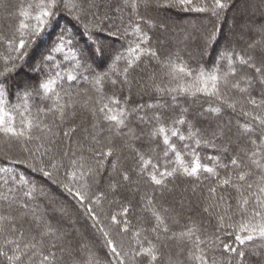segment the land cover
Here are the masks:
<instances>
[{"label":"snow or ice","instance_id":"1","mask_svg":"<svg viewBox=\"0 0 264 264\" xmlns=\"http://www.w3.org/2000/svg\"><path fill=\"white\" fill-rule=\"evenodd\" d=\"M141 4L144 7L210 12L216 17L229 7L227 0H212L211 5L204 4L203 0H125V6L131 7L134 13ZM0 8L7 11L6 0H0ZM92 8H99L97 0H38L37 3H29L26 9L18 10V15L22 19L18 20V27L11 37L0 35V41L5 42L11 50L18 54L13 59L24 60L28 55L27 49L32 48L38 41L47 39L48 29L52 26V21L58 12L66 11L75 24L83 29L80 35L87 37L84 48L77 47L71 28L66 26L48 46L46 54L41 55L39 63L34 68V71L43 72L47 66L49 71L45 73V79L35 85L17 86V92L23 90L26 98H32L34 95L43 101L51 99L49 94L55 95L53 106L42 104L37 108V112L45 116L50 113L54 114L56 120L60 121V124L56 125L57 128L67 123L69 115L75 116L74 111L69 112L74 107L72 103H59L61 97L55 91L58 82H64L65 79L67 82L76 81L77 76L73 72L75 68L90 67L86 64L89 54L92 56L99 54L101 57L104 55L103 42L96 36L106 31L103 22L104 19H110V17L107 13L103 18L96 13H90ZM89 15L92 16L91 19ZM29 19L34 23H26ZM138 19L145 23H152L144 17L138 16ZM128 23L133 33L140 37V43H136L135 47L130 46L127 50V67L123 73L119 74L124 77L120 81L121 85H130L129 69L141 60V56L147 55L155 58L161 69H168L162 73L160 82L156 81L155 73L149 77L154 92L162 95L175 93L172 96L173 100L181 94L193 96L203 94L215 98L221 105L233 111L239 103L240 114L248 118L239 125L238 139H244L247 145L241 149L243 156L233 155L227 164L217 165L215 163L217 157H208L214 162L212 166L202 163L194 149L188 153H182L177 150L171 138L177 137L179 141L190 140L194 141L197 146L203 143L215 148L217 145L214 140L227 137L231 131L230 128L219 127L212 133L213 139H203L201 130L195 128L187 120L185 116L187 109H183L180 116L172 120L171 124H166L163 113L154 111L151 117L140 115L144 105H137L135 109L129 111L116 96L107 98L101 96L96 101L99 107L88 108L93 117V123L92 131L88 132L85 129L88 132L85 139H90L87 147L79 141H72V136L77 131L75 125L66 130L61 128L59 131H53L51 125L31 116V110L26 102L25 112L29 114L25 116L21 113L22 119L17 126L13 111L7 108L6 99L9 95L8 80L17 65L12 63L9 67L6 61L3 70L0 71V136L4 138L3 144L0 145V163L6 161L4 166L0 167V174H4L3 184L8 187L6 192H0V201L7 203L8 207L6 210L0 207V264H61L64 257H58L57 251L71 257L69 264H101L100 259L90 250H88L87 258L81 259L80 256L87 246L81 244L78 248H73L71 241H66L67 233L53 226L51 221L37 215L36 211L29 207V202L34 200L37 192H42L43 189H38L35 182L30 181L24 173L16 172V169L9 165H24L32 172H38L72 197L77 208L82 209L83 214L92 221L91 227L104 238L105 247L108 249L106 255L109 256L106 264H158L161 257L160 248H166L168 244L158 246L148 237L141 240L139 230L132 232L135 247L129 245L125 248L122 239L118 244L113 238V230L117 237H122L129 232L130 221L127 219L129 209L123 207L119 214H105L102 200L107 199V194L102 191H92L93 184L99 183L96 179L99 172L105 168L109 158L114 157L116 152L112 136H120L122 130L129 127L128 122L134 114L141 123L154 122L151 135L153 138L162 137L163 144L166 146L165 158L169 156V152L174 153V160L169 162L173 166L169 168L166 164L163 170H160V166L154 164L150 157L146 158L143 154L137 153L139 173L146 174L148 181L158 188L161 194L168 189L170 180L174 181L178 177L186 178L191 182V192L194 196L198 194L203 174H207L205 179L213 178L214 180V183L207 187L206 195H203L205 202L202 205L197 204L201 216L207 215L216 220L213 236L206 235L207 229L202 221H198L192 215L187 216L188 224L180 231H173L165 223V217L153 206V199L148 198L147 203L151 206L149 211L155 220L150 231L155 234L156 241H160L162 236L167 241H174L178 246L177 256L185 254L189 264H231L230 256L226 261L223 259L217 261L209 256L210 251L217 250L221 252V255L235 254L238 258L237 264H244L246 253L243 247L251 246L254 241H264V92L257 97L250 91L254 81L264 86V25L256 29L261 39L249 44L250 53L226 50L220 54V58L228 62V71L221 72L217 66L212 71L201 68L194 75L192 70L182 64L177 65L171 59L161 61L155 49L142 48L141 44L148 43L147 33L142 32L139 23L132 20ZM119 32V28L115 32L108 30L109 35H117ZM124 34H128L127 28L124 29ZM216 39L217 35L213 32L206 40V44L213 43ZM65 48L69 49L70 59L75 64L71 70L62 69V66L56 63L54 56V53L63 52ZM124 58L123 54L115 56V60ZM65 59H69V56L66 55ZM243 69H247V72L241 74ZM249 72L252 75H248ZM104 76H107V73L98 75L95 80L96 84L99 85ZM183 77H193V79L191 83H181ZM166 79L167 83L164 82ZM173 82H176L174 86ZM112 84H117V80H112ZM230 90L238 91L243 99L233 100L228 97L226 93ZM97 91L100 89L98 88ZM88 99L91 100V97ZM105 99L107 102H104ZM128 99L130 97L125 98V103ZM85 103L87 104V101ZM147 107L153 108V105H147ZM206 111L219 114L221 107L210 106ZM98 114L107 124V129L101 126ZM56 120L52 123L56 124ZM185 124L188 125L187 136L180 128ZM35 130H39L40 134H35ZM105 131L109 133V136L101 139V134ZM129 134L135 136L131 130ZM66 141L68 144L65 143ZM232 143L234 142L229 138L223 147V152L227 153ZM14 146H18L22 153L27 154L26 158L10 157L8 152ZM184 148L188 149L189 145L185 144ZM185 155H190L191 159L186 161ZM110 167L115 172L118 168V161L112 159ZM217 167L223 168L225 175L221 176ZM120 175L122 181H129L130 177L127 172H122ZM119 184L120 181L110 183L109 191L115 193ZM187 190L186 188L185 191ZM16 192H22L23 198L18 199ZM184 199L181 197L179 201L182 209L185 206ZM58 211L66 214L63 208ZM163 211L166 213L169 209L164 208ZM192 211L191 201H189L187 212ZM118 215L121 218L118 219ZM102 216L110 221L108 226H104ZM26 220L31 222L32 228L25 229ZM176 223H179V220H176ZM201 233L205 235L202 236ZM219 234L233 238L232 242H224ZM202 245L208 247H202ZM252 254L264 255L255 250ZM168 264H185V261H173L169 257ZM261 264H264V260Z\"/></svg>","mask_w":264,"mask_h":264},{"label":"trees","instance_id":"2","mask_svg":"<svg viewBox=\"0 0 264 264\" xmlns=\"http://www.w3.org/2000/svg\"><path fill=\"white\" fill-rule=\"evenodd\" d=\"M37 2L38 0H6L8 5L7 11L0 8V35L11 37L16 27H18V20L22 19V17L18 15V10L22 8L26 9L29 3L34 4ZM249 2H252V5L250 9H247L245 6H247ZM97 3L99 4V8L90 9V13H96L101 18L107 13L110 17V19H104L103 22V27L106 31L100 32L96 36V38L98 37L99 40L103 42L104 55L101 57L99 54L95 56L89 54L86 59V64L90 65V67L75 68L73 72V74L77 76L76 81L67 82L65 79L64 82H58L55 91L58 92L61 97L59 103H72L74 107L70 109L69 112H75V116L69 115L67 123L60 125V128L56 127V125L60 124V121L56 120L54 114L50 113L45 116L37 112V108L42 104L50 107L53 106V101L56 99L55 95L49 94L51 99L43 101L34 95L32 98H26L23 90L17 92L18 85L14 83V80L22 72L20 69H25V67H23L24 64L32 65L34 68L37 66L41 55L46 54L48 46L51 45L54 38L63 31L66 26L71 28L73 40L77 47L81 49L84 48L86 46L85 42L87 37H82L80 35L83 29L75 24V21L72 20L71 16H69L66 11L58 12L56 18L52 21V26L48 29L49 34L47 39L38 41L32 48L27 49L28 55L24 60L13 59L16 58L18 54L11 50L5 42L0 41V71L3 70L5 65L4 60H2L3 58H5V61H8L9 67L12 63L17 65L16 70L8 80L9 95L6 97L8 101L7 108L13 111L17 126H19L20 120L22 119L20 114L24 113L25 116L29 114L25 112L26 102L31 110L32 117L43 120L44 123L51 125L53 131H59L61 128L66 130L70 126L75 125L77 131L74 136H72V141L89 144L90 139L86 140L85 137L88 136V132L92 131L91 125L93 123V117L88 111V108L99 107L96 101L100 99L101 96L105 98L116 96L121 100L122 105L127 107L129 111L135 109L137 105H144L145 107L140 111V115L151 117L154 111L163 113L166 124H171L172 120L180 116L183 109H187L185 113L187 120L194 125L195 128L200 129L202 135L212 134L219 127L230 128L231 131L228 133L227 137H219L214 140L217 145L215 148L203 143L197 146L194 141L190 140L179 141L177 137L171 138L177 150H180L182 153H188L194 149L195 152L198 153L202 163L212 166L214 162L209 160L208 157H217L218 159L215 161L217 165L227 164L233 155L240 154L243 156L241 149L247 147V145L244 139H238L240 135L239 125L248 120V118L240 114L239 103L236 105V110L233 111L221 105L215 98L203 94H197L195 96L181 94L176 96V99L173 100L172 96L175 95V93L162 95L154 92L151 88L152 81L149 77L155 73L156 81L160 82L162 73L168 71V69H161L157 60L147 55L141 56V60L129 69L128 79L130 85L122 86L120 81H122L124 77L119 74L123 73V70L127 67L128 48L130 46L135 47L136 43H140V37L133 33L132 27L128 23L129 20L139 23L142 32L147 33L149 38L148 43L141 44V47H151L155 49L161 61L171 59L177 65L182 64L192 70L194 75L201 68L206 71H212L215 70L217 66L220 68L221 72L228 71V62L227 60H222L220 54L226 50H234L236 53H242L241 50H243L244 53H250L251 49L248 46L250 43L256 41H251L255 33L253 34L249 29H247V32H242V30L237 29V27H233L231 29L232 32H236V36L230 39L229 37L226 38L227 32H229V26H227L223 38L218 42L220 23L223 21L227 22V17L230 14L239 20L240 25L248 23L250 29L254 28L256 32V29L259 28L260 25H264V0H240L239 2H237V0H227L229 7L220 12L218 20L219 17L222 18L217 26L215 25V18L217 17L212 16L210 12L201 13L182 10L180 8L163 9L154 6L144 7L141 4L137 12L134 13L131 7L125 6V0H97ZM203 3L211 5L212 0H203ZM27 10L32 11L31 9ZM176 12L178 15H175ZM179 13H182V16L188 15L191 24L179 25L178 22L175 23L174 18L179 16ZM242 14H247L249 19L247 18V21H243L241 19ZM138 16L144 17L145 20H149L152 23H145L139 20ZM91 18L92 16L89 15V19ZM26 23L31 24L34 23V21L29 19ZM161 25H163V27H161ZM170 27L173 29L177 28V30H168ZM117 28L120 29L117 35H109L108 30L115 32ZM125 28L128 29L127 35L124 34ZM213 32L216 33L217 39L212 46H210V43L206 44V40ZM102 33L108 34L106 39L101 37ZM256 35H258V40H260L261 37L257 32ZM173 42L178 43L176 49L172 47ZM230 42L233 43L231 46L228 45ZM89 52H91V49H89ZM117 54H123L125 58L115 60ZM66 55L69 56V59H65ZM54 56L56 57V63L60 64L62 69L71 70L75 67L74 62L70 59L71 53L68 48H65L63 52L54 53ZM82 63H84V61H82ZM48 71L49 69L47 66H45L43 72H37L33 69L32 73H27V78L29 79H26L25 84H37L40 80L45 79V73ZM244 72H247V69L241 70V74ZM103 73H107V76L103 77L99 85L96 84V77ZM248 75H252V73L249 72ZM85 77H87V79H85ZM192 79L193 77H183L180 82L191 83ZM112 80H117V84L113 85ZM164 82L167 83V79ZM69 83H71V87H69ZM175 83L176 82H173V86ZM145 85H148V87H145ZM98 88L100 91H97ZM250 91L253 95L259 97V95L264 92V86L254 81ZM226 95L233 100L243 99L242 94L235 90L228 91ZM89 97H91V100L88 99ZM126 97H130V99L125 103ZM86 101L87 104L85 103ZM104 102H107L106 99ZM147 105H153V108H148ZM210 106H220V113L215 114L207 112L206 109ZM98 117L101 119V126L107 129V124L103 122L100 114H98ZM53 120H56V124L52 123ZM128 124L129 127L123 129L120 136H112L116 152L114 157L109 158V162L106 163L105 168L99 172L96 178L99 183L93 184L92 191H99L100 188L105 186L109 181L112 183L114 180L120 181V187L117 190L122 194L124 200H102V207L105 214H119L122 212L123 207H128L129 209L127 214V219L130 221L129 232L122 237H117L115 230H113V238L117 240L118 244L122 239L125 248L129 245L135 247L136 245L132 237V232L139 230V238L141 240L148 237V239H152L154 243H157L158 246L164 243L168 244V247L160 248L161 257L158 264H168L169 257H171L173 261L184 260L185 264H189L185 254L177 256L178 246L174 241H167L163 236L160 241L155 240V234L150 231L155 224V220L151 211H149L151 206L148 205L147 201L148 198L153 199V206L165 217V223L171 229L174 224L175 226L180 225L184 227V225H186L183 220L185 211L180 209L178 214L173 213V209L167 205V200L178 192H184L186 188L188 189L187 191L191 192V182L183 177H178L174 181L170 180L168 183V189H170V191L166 189L163 194H161L160 190L148 181L146 174L141 175L139 173L137 153L143 154L146 158L150 157L154 164L160 166V170H163L166 164L169 168L173 166L169 162L174 160V153L169 152V156L167 158L164 157L166 146L163 144L162 137L153 138L151 135L154 122L141 123L134 114L130 118ZM180 128L183 134L187 136L188 125H182ZM85 129H87L88 132H86ZM130 130L135 134L134 137L129 134ZM35 134H40L39 130H35ZM107 136H109V133L105 131L101 134V139ZM202 137L204 139V136ZM229 138L234 143L229 146V151L225 153L222 148ZM3 142L4 138L0 136V145H2ZM65 143L68 144L67 141ZM185 144L189 145L188 149L184 148ZM8 155L13 158L24 159L27 154L22 153L18 146H14L8 152ZM112 159L118 161V168L115 172H113L110 167V161ZM190 159V155H185L186 161ZM4 163H6V161L0 163V167L4 166ZM9 167H14L16 172L24 173L30 181L36 183L38 189H43L42 192L38 191L36 198L29 202V207L34 209L37 215L43 216L46 220L51 221L53 226L58 227L62 231L65 229V233H67L66 241L70 240L73 248H77V246L79 247L81 244L86 245L87 247L84 253L80 256L81 259H86L88 250H90L91 253L95 254L100 259L101 264H106L109 256L106 255L108 249L105 247L104 238L96 229H94L95 234L93 233L94 231L91 227L92 221L83 214L82 209L77 208V204L72 197L65 193L60 187L50 185L49 179L43 177L38 172H32L24 165H9ZM217 170L220 172L221 176L225 175V170L223 168L217 167ZM122 172L128 173L130 177L129 181L134 182L138 194L131 193L128 195L126 191L127 187L125 188L124 186L125 183L129 181L121 180L120 173ZM205 176H207V174H203L201 177L202 183L198 190V194L195 196L191 194V197H188L186 194L184 197H186L187 207L189 206V201H191V207L193 209L191 213L197 215L198 221H202L203 226L207 229L206 235L211 237L215 232L217 222L214 218L207 215L201 216L197 208V204L203 201V195H206L207 187L214 183L213 178L205 179ZM3 178L4 174H0V192H6L8 187L3 184ZM15 195L18 199L23 198L22 192H16ZM63 195L68 197L72 203L64 199L65 197L62 198ZM0 207L6 210L8 205L0 201ZM61 208L66 210V214H62L58 211V209ZM164 208H168L169 211L165 213L163 211ZM119 218L121 217L118 215V219ZM101 219L104 226L110 224V221L104 216H102ZM79 220L82 221L79 222ZM176 220H179V223H176ZM24 227L25 229L32 228L31 222L26 220L24 222ZM181 229L182 228L172 230L180 231ZM33 231H35L34 228ZM201 235L203 236L205 233H201ZM219 235L220 239L224 242H232L233 238L224 236L223 234ZM202 247L208 246L202 245ZM243 250L246 253L244 264H261V261L264 260V255L252 254L254 250L264 253V241H254L251 246L243 247ZM60 256L64 257L61 264H69L70 261L66 254L59 252L58 257ZM209 256L215 258L217 261L222 259L226 261L230 256L231 264H237L238 260L235 254L229 253L221 255L219 250L215 252L210 251Z\"/></svg>","mask_w":264,"mask_h":264},{"label":"rangeland","instance_id":"3","mask_svg":"<svg viewBox=\"0 0 264 264\" xmlns=\"http://www.w3.org/2000/svg\"><path fill=\"white\" fill-rule=\"evenodd\" d=\"M240 0H237V2H239ZM252 5V2H249L248 3V5L247 6H245L247 9H250L251 6ZM246 9V10H247ZM175 15H178L177 14V12L175 13ZM242 16V20L244 21H247V18H248V16H247V14H245V15H241ZM222 17H219V20H218V17L217 18H215V25L217 26V24H218V22L220 21V19H221ZM228 18V20H227V24H228V28H229V32H227V35H226V38H233L234 36H236V32H232V29L231 28H233V27H237V29H239V30H242V32L244 31H246L247 32V29H249L250 31H252L253 32V34L255 33V35H254V37L252 38V40L251 41H253V40H256V41H258V35H256V32L254 31V28H251L250 29V27L248 26V23H243L242 25H240V22H239V20L238 19H236V18H234L232 15H230L229 14V16L227 17ZM175 19V23H179V25L180 24H185V25H187V24H191V21L189 20V18H188V15H184V16H182V13H179V16H177V17H175L174 18ZM249 19V18H248ZM245 25H246V27H245ZM230 29H231V31H230ZM168 30H177V28L176 29H173L172 27H170V28H168ZM179 30V29H178ZM234 33V34H233ZM258 34V33H257ZM108 36V34H106V33H102V38L103 39H106V37ZM97 39L99 40V38L97 37ZM227 41V40H226ZM172 42V41H171ZM214 43V42H213ZM213 43H210L209 45L210 46H212V44ZM173 45H172V47H173V49H176V47H177V42H173L172 43ZM233 43L232 42H230V43H228V45L229 46H231ZM178 49H179V46H178ZM241 52L242 53H244V51L243 50H241ZM2 60H4V62H6L5 61V58H3ZM22 67V66H21ZM23 67H25V69H20V70H22V72L16 77V79L14 80L15 82V84H17V85H24L25 84V81H26V79H29V78H27L28 76V74L27 73H32L33 72V69H34V66H32V65H28V64H24L23 65ZM19 70V69H18ZM26 72V73H25ZM200 115V114H199ZM201 116V115H200ZM202 136H204V139H212L213 137H212V134H203ZM88 144V143H87ZM87 144L85 143L84 145H85V147H87ZM223 149V148H222ZM116 181H118V180H114V182H116ZM49 183H50V185H53V186H56V187H59L58 185H56V184H53L52 182H51V180H49ZM110 183H112V182H108V183H106L105 184V186H103L102 188H100V190L99 191H102V192H104V193H106L107 194V199L108 200H120V199H123L124 200V197L122 196V194L121 193H119V190H117L115 193H112V192H110L109 191V184ZM119 187H120V184H119ZM118 187V188H119ZM125 188H126V191H127V193H128V195L129 194H131V193H136V194H138L137 193V191H136V185L134 184V182H132V181H129V182H126L125 183V186H124ZM123 187V188H124ZM181 194H183V195H181ZM188 195V197H191V192H189V191H184V192H178V193H176V194H174L169 200H167V205L170 207V208H172L173 209V213H176V214H178L179 213V211H180V209H182L181 208V206H180V204H179V201H180V199H181V197H184L185 195ZM61 195V194H60ZM62 197V196H61ZM65 197V198H64ZM62 198H64V199H67V201L69 202V203H72L71 202V200L68 198V197H66V196H64L63 195V197ZM185 199H184V208L182 209L183 211H185V214H184V223H186V225L188 224V219H187V216L188 215H192L195 219H197L198 220V217H197V215H195V214H193V213H188L187 212V205H186V197H184ZM117 202V201H116ZM205 201L203 200L200 204L202 205L203 203H204ZM80 221H82V220H79V222ZM185 226V225H184ZM180 229V228H183V226L181 227L180 225H177V226H175V224L173 225V228L172 229H174V230H176V229ZM93 229V228H92ZM93 231H94V229H93ZM63 232H65V229H64V231ZM94 234H95V231L93 232ZM77 248H78V246H77ZM57 256H59V251H57ZM86 256V255H85ZM84 256V257H85ZM68 258H69V261L71 260V257H69V256H67Z\"/></svg>","mask_w":264,"mask_h":264},{"label":"bare ground","instance_id":"4","mask_svg":"<svg viewBox=\"0 0 264 264\" xmlns=\"http://www.w3.org/2000/svg\"><path fill=\"white\" fill-rule=\"evenodd\" d=\"M227 26L228 25H227V23L225 21L220 23V28H219V31H218V42L221 41V39L223 38Z\"/></svg>","mask_w":264,"mask_h":264}]
</instances>
